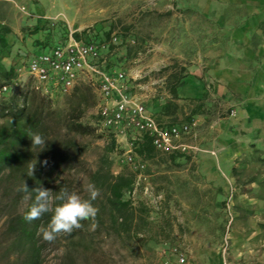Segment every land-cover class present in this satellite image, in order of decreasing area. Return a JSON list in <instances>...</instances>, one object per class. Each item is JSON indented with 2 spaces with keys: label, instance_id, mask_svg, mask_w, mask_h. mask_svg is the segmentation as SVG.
Returning a JSON list of instances; mask_svg holds the SVG:
<instances>
[{
  "label": "rangeland",
  "instance_id": "374dc122",
  "mask_svg": "<svg viewBox=\"0 0 264 264\" xmlns=\"http://www.w3.org/2000/svg\"><path fill=\"white\" fill-rule=\"evenodd\" d=\"M182 1L0 0V24L12 29L7 35L8 46L0 49V62L4 67L18 65L23 61L19 54L32 50L35 38L46 37L47 25L35 32L42 22L38 17L76 29L100 27L102 36L105 31H117L122 35V42L112 45L110 55L115 69L126 73L133 94L155 105V113H162L167 92L156 81L161 74L178 66L185 70L193 65L204 68L229 48L226 33L204 16L199 1L194 4ZM24 80L23 75L14 91ZM209 98L197 108L196 127L182 139L190 146L187 151L171 154L155 151L150 156L141 155L145 161L141 172L145 180L135 181L133 192L125 191L123 195V198L131 196L135 207L133 224L128 231L116 229L112 224V213L105 203L103 189L97 186L91 174L104 170L105 159L110 161L113 174L120 171L138 173L120 162L127 150L124 142L116 138L113 150L106 152L110 135L95 123L96 106L87 110L82 121L94 125L96 132L84 136L65 132L78 147L72 152V167L63 176L71 181V191L83 197L87 196L89 184L100 189L94 201L99 209L96 226H92V221H82L83 227L74 230L73 235L61 234L51 243L44 241L40 232L41 241L46 243L42 264H160V251L171 244L185 250L194 264H222V243L229 211L232 215L229 235L233 239V224L241 215L246 200L241 194L251 189L244 181L252 172H264L261 165L264 154L255 160L254 166H241L237 158L231 160L227 168L222 166L218 147L221 122L232 115L233 107L216 96L212 98L214 102ZM53 103L58 109L64 107L63 97ZM188 114L186 109L174 119L185 121ZM170 119L163 118L164 121ZM155 192L163 194L159 208L154 202ZM7 201V197L0 199V211L21 212L25 208V200L14 207L2 208ZM141 205L146 210L144 215L137 211ZM5 219L6 216H0V264L11 255L7 249L9 240L2 234ZM242 258L235 252L230 254L229 262L255 264L250 258H245L246 261Z\"/></svg>",
  "mask_w": 264,
  "mask_h": 264
},
{
  "label": "trees",
  "instance_id": "16d2710c",
  "mask_svg": "<svg viewBox=\"0 0 264 264\" xmlns=\"http://www.w3.org/2000/svg\"><path fill=\"white\" fill-rule=\"evenodd\" d=\"M38 21L42 22L36 27L35 32L47 25L46 37L35 38L33 49L19 54L23 59L33 53L47 51L67 38L68 27L65 23L52 22L41 17H38ZM93 28L96 29V34L91 39L102 37L99 35L100 27ZM11 31L9 25L0 24V49L8 46L7 35ZM110 32V30L104 32V39H108ZM75 35L78 36V33ZM109 65L115 68L112 57L109 58ZM14 69L15 65L4 67L0 62V88L15 77ZM182 71V67H174L166 75L164 86L171 98H177L175 85L180 81ZM63 103V109L55 107L50 98L32 88L30 79H27L17 91L0 93V199L8 198L2 208L14 207L21 200L26 202L21 212L0 211V216H6L2 234H6L5 238L9 240L7 249L11 254L6 257L4 264H42L46 243L41 241L40 230L47 226L52 213H46L40 220L31 223L25 221L24 214L33 202L35 193H24L20 189L25 183L29 191L42 185L53 191V196L61 187L71 191L72 183L63 176V173L72 167V152L78 145L67 137L65 132L83 136L94 135L96 132L94 125L82 121L86 111L96 106V97L91 85L87 83L76 85L71 93L63 97ZM200 106L201 103L195 104L186 120H190L191 115ZM177 107L168 99L162 106V113L172 115ZM29 132H38L46 139V147L43 150L32 147ZM108 134L110 141L107 153L113 150L115 144L113 132L108 131ZM135 150L142 156H150L156 151L147 135ZM44 160L48 161L46 167L41 164ZM34 163V174L28 176L29 165ZM109 167L110 161L105 159L104 170L93 171L91 176L97 186L103 189L105 203L112 213V224L116 229L128 231L133 224L135 207L131 204L130 198H123V195L125 191L132 190L136 174L125 171L113 174ZM56 203L53 200V206ZM137 211L142 215L146 213L143 205L139 206Z\"/></svg>",
  "mask_w": 264,
  "mask_h": 264
},
{
  "label": "crops",
  "instance_id": "0c3cea01",
  "mask_svg": "<svg viewBox=\"0 0 264 264\" xmlns=\"http://www.w3.org/2000/svg\"><path fill=\"white\" fill-rule=\"evenodd\" d=\"M188 1L189 4L199 1L204 16L226 33L229 48L204 68L193 65L185 70L182 67V77L175 85L177 98H171L166 91V100L178 106L174 114L155 113V105L148 102L146 105L158 121L181 123L175 120L177 115L202 104L209 96L214 102L212 98L216 96L233 107V114L221 122L220 163L227 168L237 158L241 166H254L255 160L264 154V0ZM168 73L156 79L164 90ZM193 115L198 122L199 115L196 112ZM163 118L171 119L164 121ZM261 165L264 166V159ZM244 182L251 189L241 194L246 199L245 205L233 224L234 238L229 240L227 263L230 264V254L236 252L239 258L243 256V261L250 258V262L264 264V172H252Z\"/></svg>",
  "mask_w": 264,
  "mask_h": 264
},
{
  "label": "built area",
  "instance_id": "2783aa9c",
  "mask_svg": "<svg viewBox=\"0 0 264 264\" xmlns=\"http://www.w3.org/2000/svg\"><path fill=\"white\" fill-rule=\"evenodd\" d=\"M95 30L93 26L82 29L68 27L64 42L47 51L33 53L16 65L15 77L1 86L0 93L14 91L23 75L24 82L30 79L32 88L52 101L68 95L80 83L91 85L96 97L95 123L113 132L115 140L117 138V141L124 142L127 146L120 162L137 171L135 181L138 183L145 180V176L141 174L145 161L135 149L144 136L150 137L156 151L185 152L190 146L182 142V139L196 127L197 122L194 118L181 123L166 124L158 121L146 103L131 92L132 85L126 73L109 65L112 45L121 43V35L117 31H111L108 39H104L99 32L102 37L91 39L96 34ZM76 32L78 36L75 35ZM230 114H233L232 109ZM147 190L149 189L146 188ZM128 198L133 204L131 196ZM153 198L156 208H159L163 194L155 192ZM231 220L229 211L222 243L223 264H226L224 256L230 240ZM160 264L194 263L179 245L171 244L160 251Z\"/></svg>",
  "mask_w": 264,
  "mask_h": 264
},
{
  "label": "clouds",
  "instance_id": "9594fccd",
  "mask_svg": "<svg viewBox=\"0 0 264 264\" xmlns=\"http://www.w3.org/2000/svg\"><path fill=\"white\" fill-rule=\"evenodd\" d=\"M28 137L32 142V147H39L41 150L46 147L47 141L42 134L29 132ZM41 164L46 167L48 161L44 160ZM34 171L35 163L29 165L27 175L32 176ZM20 190L24 193H35L33 202L24 214L25 221L31 223L40 220L46 213H52L47 226L40 230L42 239L46 242L51 243L61 234L70 235L74 230L81 229L82 221H92V226H96L99 209L95 206L94 201L99 197L100 189L94 184L87 186L86 197L75 191H69L66 187H61L55 196H53V191L42 185L29 191L24 183ZM53 200L57 202L55 206H53Z\"/></svg>",
  "mask_w": 264,
  "mask_h": 264
}]
</instances>
